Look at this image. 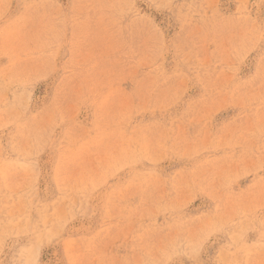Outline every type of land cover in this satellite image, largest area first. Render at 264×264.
Returning <instances> with one entry per match:
<instances>
[{
    "label": "rangeland",
    "instance_id": "1",
    "mask_svg": "<svg viewBox=\"0 0 264 264\" xmlns=\"http://www.w3.org/2000/svg\"><path fill=\"white\" fill-rule=\"evenodd\" d=\"M0 264H264V0H0Z\"/></svg>",
    "mask_w": 264,
    "mask_h": 264
}]
</instances>
